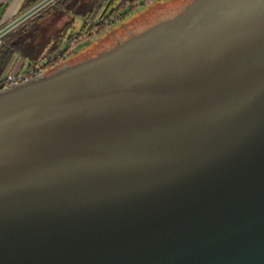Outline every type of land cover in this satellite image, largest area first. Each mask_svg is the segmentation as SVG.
I'll return each instance as SVG.
<instances>
[{
	"label": "water",
	"instance_id": "95a60500",
	"mask_svg": "<svg viewBox=\"0 0 264 264\" xmlns=\"http://www.w3.org/2000/svg\"><path fill=\"white\" fill-rule=\"evenodd\" d=\"M94 38L0 90V264H264V0Z\"/></svg>",
	"mask_w": 264,
	"mask_h": 264
},
{
	"label": "trees",
	"instance_id": "16d2710c",
	"mask_svg": "<svg viewBox=\"0 0 264 264\" xmlns=\"http://www.w3.org/2000/svg\"><path fill=\"white\" fill-rule=\"evenodd\" d=\"M39 1L41 0H27L23 6V11L35 6ZM70 1H62L34 21L35 23L22 29L19 35H13L5 40L0 47V83L8 74L15 70L20 71L27 66L35 68L44 63L43 54L45 52L43 53V49H41V36L34 33L33 36L27 37L26 34L29 33L32 26L37 24L36 22L42 23L45 19L57 14L60 8L66 6L65 14L75 13L82 19V25L78 31H73L68 38L65 37L63 39L60 37L58 40L56 37L58 42L51 47H49L50 45L46 47V52L48 51L52 55L55 52H60L66 46L67 49L62 52V55L65 56L60 59L62 60L67 56H71L73 54L72 50L79 44L103 34L110 27L125 20L129 14L151 3L152 0H81L80 3H76L69 8L67 5ZM86 7L89 8L85 9ZM79 10L83 12H78ZM60 41L62 42L60 43ZM17 56L19 57L15 60ZM59 57V55L51 57V61L47 66L58 64L60 62ZM45 68L46 66H43L41 70Z\"/></svg>",
	"mask_w": 264,
	"mask_h": 264
},
{
	"label": "rangeland",
	"instance_id": "374dc122",
	"mask_svg": "<svg viewBox=\"0 0 264 264\" xmlns=\"http://www.w3.org/2000/svg\"><path fill=\"white\" fill-rule=\"evenodd\" d=\"M41 1H42V0H41ZM172 1H174V0H152L151 3L157 5V4H167V3L172 2ZM39 2H40V1H39ZM39 2H38V3H39ZM80 2H81V0H71V1L68 3L67 6H68L69 8H71L70 6H73L74 4H76V3H80ZM38 3H37V4H38ZM37 4H36V5H37ZM58 4H59V3H57L55 6L49 8L48 10L44 11L42 15H44V14H45L47 11H49L50 9L56 7ZM33 7H34V6H33ZM31 8H32V7H31ZM31 8H30V9H31ZM88 8H89V7H86L85 9H88ZM143 8H144V7H141V8H139L138 10L134 11L133 13L129 14V16L125 19V21L130 20L133 16L137 15L138 12H139L140 10H142ZM28 10H29V9H28ZM66 10H67V8H66V6H64L63 8H60V9L58 10V13H57V14H55L54 16L49 17L48 19H45L42 23H38V22H36L37 24H35L34 26H32V28L29 30V33L26 34V36H27V37H31V36H33L34 33H37L38 35H40L41 33H45V32L47 31V29H48V30H54L53 32H55V31H56V24H57L58 21H59L60 24H63V23H67V22L70 20V26L67 27V28L65 29L64 36H62L63 39L65 38L66 34H68L69 32H71V31H78V30L80 29L81 25H82V19L79 17V15H77V14H75V13H74V14L71 13V14H69V15H68V13L65 14ZM74 12H75V11H74ZM78 12H83V11H80V10H79ZM42 15H40V16L34 18V20H32V21L29 22L28 24L24 25L23 27H21V28L19 27V28H17L16 30H13L12 32H10L7 36H5V38H4L3 42H2V45H3V43L5 42V40H6L7 38H9V37H11V36H13V35H19V34L21 33L22 29L26 28V27H27L28 25H30V24L35 23L34 21H36L37 19H39ZM59 19H60V20H59ZM36 30H38V31L35 32ZM51 32H52V31H51ZM51 34H52V35H51ZM51 34L49 33V34H47L48 36H45V37H42V36H41V38H42V41H41V47H42V48H41V49H43V53L46 52V47H47V45H50L51 43H53V41H52V39H51V37H53V33H51ZM94 39H95V38H93V39L87 41V42L84 43V44H81L80 46L77 47V49L80 50V49H83V48H85V47H88V46L91 44V42L94 41ZM61 42H62V41H60V43H61ZM2 45H1V46H2ZM53 45H55V43H54ZM43 46H44V48H43ZM43 55H44V54H43ZM43 55H42V56H43ZM18 57H19V56H17V57L15 58V60H17ZM15 60H14V61H15Z\"/></svg>",
	"mask_w": 264,
	"mask_h": 264
},
{
	"label": "built area",
	"instance_id": "2783aa9c",
	"mask_svg": "<svg viewBox=\"0 0 264 264\" xmlns=\"http://www.w3.org/2000/svg\"><path fill=\"white\" fill-rule=\"evenodd\" d=\"M59 1L60 0H42L31 9L22 12L13 22L9 23L0 30V46L2 45L5 36H7L10 32L16 30L19 27L21 28L27 23L31 22L32 20H34V18L43 14L44 11L55 6ZM41 67H43V65H39L35 68H29V66H27L20 71L15 70L3 79V81L0 83V86L2 89H4L12 85L22 83L30 78L39 75L41 72L53 66L46 65V68L43 70H41Z\"/></svg>",
	"mask_w": 264,
	"mask_h": 264
},
{
	"label": "crops",
	"instance_id": "0c3cea01",
	"mask_svg": "<svg viewBox=\"0 0 264 264\" xmlns=\"http://www.w3.org/2000/svg\"><path fill=\"white\" fill-rule=\"evenodd\" d=\"M27 0H0V30L13 22L23 11Z\"/></svg>",
	"mask_w": 264,
	"mask_h": 264
},
{
	"label": "flooded vegetation",
	"instance_id": "af4514ba",
	"mask_svg": "<svg viewBox=\"0 0 264 264\" xmlns=\"http://www.w3.org/2000/svg\"><path fill=\"white\" fill-rule=\"evenodd\" d=\"M62 1H64V0H60L58 3L60 4ZM42 15V14H41ZM69 15V14H68ZM48 19V18H47ZM60 20V19H59ZM28 24V23H27ZM70 26V20L67 22V23H63V24H60L59 23V21L57 22V24H56V31L55 32H53L54 30H48L47 29V31L45 32V33H41L40 34V36H42V37H45V36H48L47 34H51V33H53V37H51V39H52V41H53V43H51L50 44V46L49 47H51L54 43H57L58 42V40L60 39V37L61 38H63L62 36H64V32H65V29L67 28V27H69ZM52 31V32H51ZM73 31H71V32H69L68 34H66V38H68V36L72 33ZM52 35V34H51ZM56 37H57V39L58 40H56ZM1 47V46H0ZM65 48H63L62 50H60V52L58 51V52H55V53H53L52 55L51 54H49L48 53V51L47 52H45L44 53V60H43V66H46L50 61H51V57H55V55H59L60 57H59V60L61 59V58H63L65 55H62L63 53L62 52H64L66 49H67V47L66 46H64ZM68 57H70V56H67V57H65L64 59H62V60H60V62L61 61H64V60H66Z\"/></svg>",
	"mask_w": 264,
	"mask_h": 264
}]
</instances>
